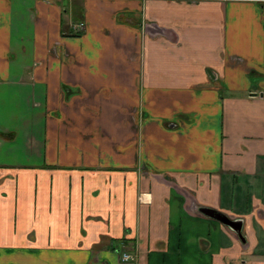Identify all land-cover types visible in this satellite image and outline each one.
Listing matches in <instances>:
<instances>
[{"label":"crops","instance_id":"crops-1","mask_svg":"<svg viewBox=\"0 0 264 264\" xmlns=\"http://www.w3.org/2000/svg\"><path fill=\"white\" fill-rule=\"evenodd\" d=\"M0 264H264V0H0Z\"/></svg>","mask_w":264,"mask_h":264},{"label":"water","instance_id":"water-1","mask_svg":"<svg viewBox=\"0 0 264 264\" xmlns=\"http://www.w3.org/2000/svg\"><path fill=\"white\" fill-rule=\"evenodd\" d=\"M206 213L211 215V216H214V217L218 218L219 220H221L222 222L232 226L240 234V222L239 221L231 219L227 215H225L224 213L219 212V211H215L212 209H206Z\"/></svg>","mask_w":264,"mask_h":264},{"label":"built area","instance_id":"built-area-1","mask_svg":"<svg viewBox=\"0 0 264 264\" xmlns=\"http://www.w3.org/2000/svg\"><path fill=\"white\" fill-rule=\"evenodd\" d=\"M72 30H78L80 28H82L83 26V22L82 21H78V22H75V23H72ZM135 257L134 254L130 253V252H121L120 254V258L122 260H127V261H130V260H133Z\"/></svg>","mask_w":264,"mask_h":264},{"label":"trees","instance_id":"trees-1","mask_svg":"<svg viewBox=\"0 0 264 264\" xmlns=\"http://www.w3.org/2000/svg\"><path fill=\"white\" fill-rule=\"evenodd\" d=\"M74 32H76V31H72V32H71V30H69V33L77 34V32H76V33H74Z\"/></svg>","mask_w":264,"mask_h":264}]
</instances>
